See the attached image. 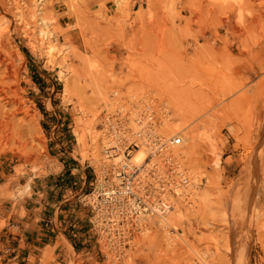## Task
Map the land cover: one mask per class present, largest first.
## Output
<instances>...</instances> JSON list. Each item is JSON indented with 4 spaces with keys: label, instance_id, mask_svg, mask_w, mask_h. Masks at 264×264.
<instances>
[{
    "label": "rangeland",
    "instance_id": "obj_1",
    "mask_svg": "<svg viewBox=\"0 0 264 264\" xmlns=\"http://www.w3.org/2000/svg\"><path fill=\"white\" fill-rule=\"evenodd\" d=\"M20 2L27 11L43 7L53 18L61 68L47 63L42 49L33 51L19 31H3L0 264L7 262L2 234L17 217L4 215L11 208L15 214L25 196L14 194L29 180L48 201L80 175L86 182L76 196L86 193L92 178L87 163L98 165L101 147L98 141L100 160L91 158L89 137L81 147L77 132L88 124L98 129L105 106L133 96L162 102V132L181 133L174 152L182 154L197 187L191 204L174 203L169 227L152 226L119 261L99 252L96 264H241L244 252V264H264V0ZM13 101L21 109L11 116ZM191 129L210 135L213 153L208 142L187 136ZM42 160L58 168L46 171ZM33 161L41 168L32 173ZM58 244L65 249L62 264H84L67 242ZM51 250L41 264L55 260Z\"/></svg>",
    "mask_w": 264,
    "mask_h": 264
},
{
    "label": "built area",
    "instance_id": "obj_2",
    "mask_svg": "<svg viewBox=\"0 0 264 264\" xmlns=\"http://www.w3.org/2000/svg\"><path fill=\"white\" fill-rule=\"evenodd\" d=\"M111 96L116 97L113 92ZM164 106L151 97H130L103 108L98 122L101 161L92 168L89 189L79 203L90 209L89 224L99 251L116 261L148 230L166 216L173 203L191 204L195 177L182 165L174 148L179 133L162 132ZM143 147L142 162H132Z\"/></svg>",
    "mask_w": 264,
    "mask_h": 264
},
{
    "label": "crops",
    "instance_id": "obj_3",
    "mask_svg": "<svg viewBox=\"0 0 264 264\" xmlns=\"http://www.w3.org/2000/svg\"><path fill=\"white\" fill-rule=\"evenodd\" d=\"M70 170L73 173L76 169ZM74 178L77 180L71 182L64 195L59 196L55 191L48 201L42 200L40 190L30 182L31 195L27 196L28 192L22 195L24 197L14 205L15 214L12 208L5 213L4 216H17L11 219L15 224L7 222L2 234V257L7 260L6 264H41L40 257L48 247L55 256L50 264H62L65 249L58 244L61 239L73 252L84 256V264L99 263L101 252L90 230V209L82 206L76 196L83 190L86 178L81 175Z\"/></svg>",
    "mask_w": 264,
    "mask_h": 264
},
{
    "label": "bare ground",
    "instance_id": "obj_4",
    "mask_svg": "<svg viewBox=\"0 0 264 264\" xmlns=\"http://www.w3.org/2000/svg\"><path fill=\"white\" fill-rule=\"evenodd\" d=\"M41 1H43V0H39V4L41 3ZM25 3L26 2H23L21 4L20 0H8V5L6 4L7 6L5 7V6H3V2L0 0V37L2 36L3 31L6 32V33L10 32L11 30H13V31L17 30V32L19 31L22 34V36L27 39V42H28L30 48L33 51H37V50L42 49L43 53H44L45 61L47 63H49V64H52V65H55L56 67H60L61 68V66L59 64L60 61H57V59H56V57H57L56 54L58 52H60V51L56 47V44H54L53 41L51 40L52 38H54L55 34H57V31L55 29H53V27L51 26V24L53 22V20H52L53 18L51 16H48V14L45 13V11L43 10V7H37V9L34 10V11L33 10H29V11L25 10V8L22 7V5L25 4ZM44 9H46L45 6H44ZM2 47H3L2 41H0V52H1V50H3ZM15 57H17L18 59L21 58L20 55L19 56H15ZM0 59H1V54H0ZM148 98H150V97L148 96ZM6 103H9V100L6 101ZM9 105H11L10 108H12V109H9L11 116H14L16 114V112L18 113L19 110L21 109V104L19 102L13 101V103H11ZM1 114L3 115V113H1ZM4 114H7V113H4ZM4 116H0V134H4V131H6V130L3 129V125L5 123L4 122L5 120H1V117L3 118ZM165 122L166 121L163 120L162 124H164ZM97 132H98V134H97L98 135V140H97V137H96V133ZM191 132L192 133H189V135H187L190 139H192V137L194 138V136H196L197 141L199 143H207L208 142L210 147H211L210 151L212 152V150L214 149V146L211 143L210 135L204 129H197V130H192L191 129ZM176 133H179V132H176ZM179 134L181 135V133H179ZM86 136H88L89 137L88 139H90V142L88 143L89 147L92 145V148H90V155L92 156L91 158H93L95 160H100L99 159L100 156L98 154L99 153L98 152V143L101 142L99 130L96 129V127L94 125L88 124V125H85L83 127V130L80 133L77 132L76 140H77L78 144L81 145V147H85V145H87ZM181 137H182V135H181ZM89 147H87V148H89ZM85 153H86V151H85ZM81 154H82V152H81ZM178 154L181 156L182 165L187 169V172L189 174L193 175V173H191V171H190V168H188L187 165L185 164L182 154H180V153H178ZM144 157H145V151H144V148L141 147V148H139V149L134 151L133 156H132V162L138 164V163L142 162ZM82 158L83 159H81V160H84L85 157H83V155H82ZM41 164L46 167L45 168L46 171H51L53 169H57L58 168V164L56 162L45 163V160H42ZM215 164L216 165L218 164L217 163V159L215 160ZM39 168H41V165H39L38 162H36V161L31 162V164H30V172L33 173V172L37 171ZM29 183H30L29 180H27L25 182V184L22 185L19 188L18 193H17L18 197H20V196L26 194L27 192H29ZM14 196L16 197L15 194H14ZM195 196H197V195H195ZM174 203H173V205H175ZM224 216H225L224 217L225 219L227 218L228 222L230 223L229 225L231 226L232 220H231L230 214L225 212ZM168 217H169V213L166 216L162 217L161 219H158L157 222H154V221L151 222L148 230L145 231L144 233H142L141 234L142 236L140 235V240L147 236V234H146L147 232L148 233L152 232V231H150L152 226L159 225V224H162L164 227L168 226L169 225L168 224L169 223L168 222ZM156 235L158 236L157 231H156ZM151 237H152V234H151ZM104 251H105L104 253H105V256H106V257H104L105 259L110 258L111 260L116 261V260H114L112 258V256H110L109 254H106V250H104ZM245 257H246V254L244 252V254L242 255V263L241 264L245 263L244 262V261H246ZM123 264H124V262H123Z\"/></svg>",
    "mask_w": 264,
    "mask_h": 264
}]
</instances>
